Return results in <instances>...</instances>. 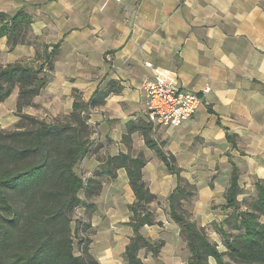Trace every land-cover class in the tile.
<instances>
[{"label":"crops","instance_id":"0c3cea01","mask_svg":"<svg viewBox=\"0 0 264 264\" xmlns=\"http://www.w3.org/2000/svg\"><path fill=\"white\" fill-rule=\"evenodd\" d=\"M4 3L5 10L16 6L32 16L30 35L37 41L10 50L7 37H1L0 63L31 60L42 53L33 61L36 66L44 62L46 49L49 53L55 48L53 67L46 62L44 68L48 83L32 104L23 107L24 113L55 122L72 112L76 94L89 102L98 89L109 91L90 114L92 155L76 164V170L79 166L91 177L90 187H97L98 212L111 217L98 235L100 247L93 250L101 264H127L124 253L134 234L130 204L136 195L126 167H116L111 158L142 154L144 179L158 196H168L177 185L176 175L146 138L174 154L188 178L189 169L231 165V152L240 173L247 166L249 174L264 180V0ZM158 76L202 98L195 115L180 126L148 116L146 83ZM19 91L17 86L0 102V129L20 123ZM227 132L236 136L237 148ZM152 226L141 231L155 239ZM178 233L177 229L174 234Z\"/></svg>","mask_w":264,"mask_h":264},{"label":"trees","instance_id":"16d2710c","mask_svg":"<svg viewBox=\"0 0 264 264\" xmlns=\"http://www.w3.org/2000/svg\"><path fill=\"white\" fill-rule=\"evenodd\" d=\"M31 23L32 16L24 9L14 14L0 11V38L7 37L10 50L31 42L28 39ZM33 40L36 42L37 38ZM54 51L55 48L47 53L46 49L45 60L38 66L23 59L0 63V102L19 86L17 113L22 117L18 127L0 129V264H101L88 250L85 255L75 253L72 213L81 202L79 192L84 186L76 164L94 147L91 109L102 104L109 91L98 89L89 102L82 101L76 94L73 110L65 121L50 123L24 113L23 107L32 104L33 98L48 83L44 68L46 62L53 67ZM227 138L232 147L237 148L236 136L227 132ZM146 142L156 149L168 170L177 177V185L169 193L168 201L172 219L180 226L190 250L188 264H211L210 258L217 264H264V222L259 218L264 215V180L256 181L255 206L238 213L241 232L232 237L225 229H220L227 247V251H223L210 240L191 212L178 209L181 200L190 198L196 188L189 182L184 183L176 156L147 138ZM228 155L231 177L225 205L237 209L240 169L232 153ZM111 161L116 167H126L136 195L130 204L134 234L124 258L127 264H144L139 256L142 248L148 247L154 254L160 252L156 242L141 231L145 225L162 224L149 209V204L158 196L144 179L146 159L142 154L135 157L119 154ZM164 244L165 240H160V245ZM226 254L233 263L225 260Z\"/></svg>","mask_w":264,"mask_h":264},{"label":"rangeland","instance_id":"374dc122","mask_svg":"<svg viewBox=\"0 0 264 264\" xmlns=\"http://www.w3.org/2000/svg\"><path fill=\"white\" fill-rule=\"evenodd\" d=\"M4 1L0 0V11L14 14L18 10L16 6H8L7 10H5ZM28 39L33 41L31 35L28 36ZM42 57V53H39L31 60H23L33 62ZM66 117L67 115L57 117L55 121H65ZM90 153L91 151L87 155H92ZM247 168L246 166L245 171L240 173V193L238 195L237 209L225 205V192L231 177V165L229 162L219 165L218 170L210 165L189 169L185 174L192 179L183 175L184 183H191L195 186L196 190L190 198H183L181 200L178 209L191 212L192 218L205 228L210 240L217 243L218 247L223 251H227V247L220 229H225L229 236L234 237L238 235L242 230L238 220V213L255 206L257 199L256 181L258 178L251 173L249 174L246 171ZM77 172L82 175L84 186L79 192L81 202L72 213L74 251L76 254L85 255L86 250H88L91 254H94L96 249L100 247L97 244V238L101 231H103L102 226L111 217L109 213L98 212V206L95 201L97 187L89 189L91 185L89 178L91 177L85 175V172L79 166L77 167ZM149 209L153 211L154 218L161 220L162 224H154L152 226L156 229L154 232L155 239L152 238L151 234L149 235L145 232L143 234L156 242V246L160 248V252L154 254L148 247L142 248L139 256L145 262L144 264H175L176 260H178L179 264L181 260L182 264H187L186 259L188 262L190 250L181 233L180 226L172 219L168 196H158L155 201L149 204ZM259 218L264 222V215ZM177 229L179 233L174 234ZM160 240H165V244L160 245ZM225 260L233 263L228 254L225 255ZM209 261L211 264H217L214 258H210Z\"/></svg>","mask_w":264,"mask_h":264},{"label":"built area","instance_id":"2783aa9c","mask_svg":"<svg viewBox=\"0 0 264 264\" xmlns=\"http://www.w3.org/2000/svg\"><path fill=\"white\" fill-rule=\"evenodd\" d=\"M146 103L152 121L180 126L195 115L202 98L196 92L158 76L146 83Z\"/></svg>","mask_w":264,"mask_h":264}]
</instances>
